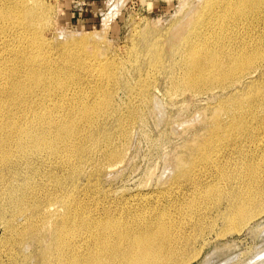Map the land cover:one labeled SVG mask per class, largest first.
Masks as SVG:
<instances>
[{
    "label": "bare ground",
    "instance_id": "6f19581e",
    "mask_svg": "<svg viewBox=\"0 0 264 264\" xmlns=\"http://www.w3.org/2000/svg\"><path fill=\"white\" fill-rule=\"evenodd\" d=\"M47 12L44 0H0V172L41 150L64 152L66 161L78 158L72 174L83 172L88 150V159L99 164L97 149L84 143L92 139L85 135L91 125L104 117L103 99L85 104L67 83L75 76L59 72L76 59L46 43ZM189 15L170 46L172 74L180 82H210L195 92L225 91L212 115L227 141L218 142L210 131L176 158L175 185L154 197L134 195V204L119 200L113 215L40 207L38 219L28 222L30 235L48 230L37 251L40 264H187L194 256L186 251L198 238L216 226L217 236L237 231L264 211V0H200ZM231 33L236 36L229 40ZM147 62L160 68L161 51ZM106 64L93 61L96 68ZM64 109L62 120L48 119ZM114 153L104 148L102 157L111 160Z\"/></svg>",
    "mask_w": 264,
    "mask_h": 264
},
{
    "label": "rangeland",
    "instance_id": "374dc122",
    "mask_svg": "<svg viewBox=\"0 0 264 264\" xmlns=\"http://www.w3.org/2000/svg\"><path fill=\"white\" fill-rule=\"evenodd\" d=\"M96 1L81 6V0H44L48 8L44 39L51 49L65 48L76 59L59 72L75 76L67 83L77 97L87 105L103 99L100 115L104 117L86 133L82 128L83 134L92 135L84 146L97 149L94 157L99 164L88 159L93 149L88 150L83 172L72 174L78 158L70 155L66 161L64 152L51 155L41 150L28 160L19 157L14 169L0 172V264H40L37 251L45 246L48 230L30 235L28 227L30 220L38 219L40 207L51 204V208L60 206V213L69 208L70 213L113 215L119 200L134 204V195L154 197L175 185L176 158L210 131L218 133V142L227 141V131L217 130L212 115L225 91L195 92L210 82H180L178 73L172 74L176 68L171 43L200 0ZM235 36L231 33L228 38ZM157 50L164 59L160 68L147 62ZM97 58L107 64L97 69L93 66ZM65 104L74 106L75 101ZM65 111L52 112L48 119L57 123ZM104 148L114 151L115 157L104 159ZM216 227L187 249L186 256H194L187 264H264V211L237 231L217 236Z\"/></svg>",
    "mask_w": 264,
    "mask_h": 264
},
{
    "label": "built area",
    "instance_id": "2783aa9c",
    "mask_svg": "<svg viewBox=\"0 0 264 264\" xmlns=\"http://www.w3.org/2000/svg\"><path fill=\"white\" fill-rule=\"evenodd\" d=\"M82 2H81V6H84V5H86L87 4V2H88V0H81ZM75 1H72V3H74ZM77 2V1H76ZM80 10H81V8H80Z\"/></svg>",
    "mask_w": 264,
    "mask_h": 264
},
{
    "label": "crops",
    "instance_id": "0c3cea01",
    "mask_svg": "<svg viewBox=\"0 0 264 264\" xmlns=\"http://www.w3.org/2000/svg\"><path fill=\"white\" fill-rule=\"evenodd\" d=\"M90 1V3L89 4H91L92 6L94 5V4H96L98 1H96V0H88V2Z\"/></svg>",
    "mask_w": 264,
    "mask_h": 264
}]
</instances>
